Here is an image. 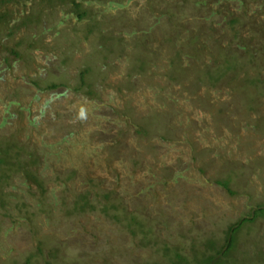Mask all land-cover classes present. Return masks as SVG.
I'll return each mask as SVG.
<instances>
[{
    "label": "rangeland",
    "instance_id": "obj_1",
    "mask_svg": "<svg viewBox=\"0 0 264 264\" xmlns=\"http://www.w3.org/2000/svg\"><path fill=\"white\" fill-rule=\"evenodd\" d=\"M26 1L7 6L20 18L15 13L0 27V46L27 37L41 47L24 43L22 60L0 51V139L16 133L39 154L36 137L41 144L68 142L59 145L63 162L56 154L43 158L44 189L20 173L0 187V264H170L163 239L188 254L204 233L220 236L264 204V131L256 129L264 130V0H85L89 15L83 20L70 4ZM197 35L198 47L220 50L217 64L207 60L211 74L228 67L232 56L246 90L226 77L207 84L208 71L197 83L195 70L186 67L195 63L189 47ZM84 68L93 95L76 90ZM246 71L261 80L250 86ZM175 75L177 82L169 78ZM53 82L65 88L38 89ZM53 98L51 113L59 120L44 137L49 114L41 105ZM128 102L135 112L130 116ZM139 124L156 132L138 137ZM115 137L120 156L99 163L105 149L95 147ZM91 179L101 194L116 187L111 202L125 198L127 208L109 217L99 210L72 213L74 194L89 189ZM218 180H230L236 195ZM240 231L236 264H264V217Z\"/></svg>",
    "mask_w": 264,
    "mask_h": 264
},
{
    "label": "trees",
    "instance_id": "obj_2",
    "mask_svg": "<svg viewBox=\"0 0 264 264\" xmlns=\"http://www.w3.org/2000/svg\"><path fill=\"white\" fill-rule=\"evenodd\" d=\"M51 0H48V2H50ZM61 4H70L71 5V11L73 14L76 15V17L80 20H83L84 18L88 17L89 12L87 9L84 8V1L85 0H58ZM23 4L24 6H26V4L28 3L26 0H0V27L5 25L8 26L9 24H11V20H13V17L15 16V13H17L18 15V19L20 18V13L19 11H9L7 9V6H20V4ZM33 9H36V7H33ZM40 11H43V9L39 8ZM33 11V10H32ZM30 13H27L24 16V20L22 23V26L27 27L28 24L26 23L27 18L29 17ZM23 19V18H22ZM98 22V21H95ZM230 23H232L231 25L233 26V24L237 23V21L234 19L232 20ZM91 31V30H89ZM12 35V34H10ZM29 36V34H28ZM13 37V36H10ZM29 38V37H28ZM198 40H199V35H197L195 41H194V45L198 44ZM2 42V40L0 41V43ZM27 42V44H26ZM38 40H31L29 39L27 41V37H23L21 40L17 41L16 43H13L12 46H0V51L2 52H7L10 55L14 56L16 59L18 60H22L23 59V55H22V51L21 48H24V43L26 44V46L28 48L31 49H36L38 47H41L40 45H38ZM216 44V43H215ZM191 45V47H189L192 58L194 59L192 63V65H187L186 67L191 69L192 71H194V76L196 74V78L198 80L197 83H204V79H205V73L208 71V82L207 84H216L219 82H222L224 80V78L226 77L227 79H231L232 81L236 82L238 81L239 87L238 88H245V90L247 89L243 84L240 85L241 81H239V77L236 75V68L232 67V63L230 62L232 59V56L227 57V64L229 65L228 67H217L219 69L216 70L217 71H221V75L220 76H215L216 72L214 74H211L214 70L210 68V61H213L214 64H217V59L220 56V50L216 53L213 54L212 53V49L210 46L208 45H203L202 47H197L194 48L195 46ZM217 45V44H216ZM198 48V49H197ZM48 50V49H47ZM185 50L188 51V49H183L182 52V56H187L188 54H185ZM196 51V52H195ZM197 53V54H196ZM208 54V55H207ZM219 54V56H218ZM227 54V53H226ZM196 55L197 59H196ZM225 55V54H224ZM180 57V54H179ZM224 58L226 57L223 56ZM183 58V57H180ZM179 58V59H180ZM234 58V57H233ZM196 60V61H195ZM209 60V62L207 61ZM178 62H183V59L179 60ZM177 63V62H176ZM201 64H205L206 67H199V65ZM242 65H240V69L242 70ZM172 66H175V62L174 61H170V68H172ZM244 67V66H243ZM169 68V71L171 70ZM197 69V71H196ZM205 69V71L203 70ZM203 70V71H202ZM244 71V68H243ZM90 73V71L88 70V68H84L81 73H80V85L79 88L76 89L78 91L86 89L87 93L89 95H93L94 91L91 89V83L87 84L86 78L88 76V74ZM138 73H140V71H138ZM210 73V74H209ZM203 74V75H202ZM230 74H233V76L231 78ZM190 75V74H188ZM244 76L247 78L245 79V81L250 84V86L252 85H256L261 79L258 77H251L252 75H250V73L247 71L244 72ZM250 76V77H247ZM258 76V75H257ZM187 77V76H186ZM169 78L172 81H178V79L180 78V76H169ZM3 77H0V80H3ZM37 85V84H36ZM182 87L184 85V83L182 82L180 84ZM225 85V84H224ZM65 85H63L62 83H51L49 85H47L45 88H38L40 91L42 92H56L57 90H59L60 88H65ZM226 87H228L227 85H225ZM230 93H234L231 91L232 88H229ZM191 90V89H190ZM124 92V91H123ZM122 93V92H121ZM59 96L56 95L55 98L57 100ZM56 103V101L54 102V98L50 99L46 104H42L41 108L44 109L43 110V114L44 111L48 112V117H49V126L44 128L45 130L42 131L41 136L47 137L45 135H47V132L49 131L50 128H54L57 124L56 121L59 120L58 116H53L51 113V107L52 105H54ZM248 110L252 111V107L249 106L247 108ZM27 110V109H26ZM133 106L128 102L127 106L125 107V114L130 116L133 113ZM18 114L17 115H22L21 111H17ZM154 114V113H153ZM123 116V114H122ZM138 120H141V118H137ZM144 120V119H143ZM252 121V120H251ZM143 123V121H142ZM39 122L37 119H33L32 121H30V125H32V128H35V130L39 129L40 127L38 126ZM47 124V123H46ZM6 122H3L1 127L5 126ZM19 129V128H18ZM24 129V128H22ZM153 129V130H152ZM258 131L262 132L263 127H257L256 128ZM156 128L150 124V127L144 126L143 124H139L135 134L138 137H142L144 139H149L151 138V131H155ZM156 132V131H155ZM18 133V132H17ZM103 136V135H102ZM63 139V138H62ZM56 140L51 142L49 139L45 140V144H41L39 143V141L37 140V137L35 138L34 142V148L36 150V148L39 150V148L36 146L37 144L39 145V147L43 150V153L36 152L33 153L31 150H29L28 148V140H22L20 138L19 135H17L16 133L12 134L11 137L9 136H3V138L0 139V187H2V185L7 184L8 180H13V174L14 173H20L22 174L25 179L30 182V184H35L38 188L44 189L43 188V179L41 178V175L39 173V169L43 166L44 163V159L43 158H47V154H56V158L58 159L57 162L60 161H64V157H62L65 152L64 149H59V145H61L63 142H68V138L66 137L65 140ZM104 139V138H103ZM161 139H167L164 135H162ZM30 140V138H29ZM120 140L118 137H115L112 139V141H110L109 143H107L103 148H101V143L99 145H97V147H95L96 151H103V149H105L104 154H106V160L105 158L103 160H98V162H108V157H110L111 155H117L118 157L120 156ZM94 148V147H92ZM98 149V150H97ZM47 153V154H46ZM95 153V152H93ZM137 165V163L135 164ZM203 171L205 172V170L203 169ZM74 173V171H73ZM77 173V172H75ZM69 178V177H68ZM67 182H69V179H67ZM90 188L85 190L84 192H78L74 194V201H73V205H74V209H72V213L75 212H79V213H84V212H88V211H100L102 213H104L105 215H107L108 217L110 216V211L112 210H119V209H123L125 210L127 208V206L125 205L126 200L125 198H120L118 199L119 202H111L112 200V196H114L117 192V188L113 187V189L108 188V190L104 191L102 190V194L100 192H98L101 188L100 185H93V183L95 182V179H91L90 180ZM217 184L219 186H221L222 188H224L229 194L230 196H235L236 192L234 190L231 189L230 185L231 182L230 180L225 181V180H218L216 181ZM119 186H121V184H118ZM96 199V200H95ZM125 203H124V201ZM96 201V203H95ZM2 205H4V200L1 201ZM98 204V205H97ZM100 206V207H98ZM124 212V211H123ZM127 211H125L126 213ZM114 219L119 220L118 218L114 217V215H111ZM264 217V204H258L256 209H253L252 213L249 216L243 217L241 219H238L236 222L230 224L224 231H222V233L220 234V236L216 235L214 232L211 234H207L205 235V233L203 234L204 236H207L204 241L200 244H193V246H191L188 254H186V252L184 253L185 249L182 246H175L169 242V241H164L163 239V245H164V254L165 257L168 259L170 264H236L238 261V255L237 253V249H238V244H239V240H238V236L239 233L241 232L240 230L247 225L248 223H254L256 222L257 219ZM134 220L136 218L132 217ZM131 219V220H133ZM139 224V223H138ZM140 225V224H139ZM152 229H150L151 231ZM133 234H135V231H132ZM208 233V232H207ZM196 241V240H195ZM24 264H30V261L25 262ZM148 264V263H146Z\"/></svg>",
    "mask_w": 264,
    "mask_h": 264
},
{
    "label": "clouds",
    "instance_id": "obj_3",
    "mask_svg": "<svg viewBox=\"0 0 264 264\" xmlns=\"http://www.w3.org/2000/svg\"><path fill=\"white\" fill-rule=\"evenodd\" d=\"M81 115L83 116V112H81Z\"/></svg>",
    "mask_w": 264,
    "mask_h": 264
}]
</instances>
